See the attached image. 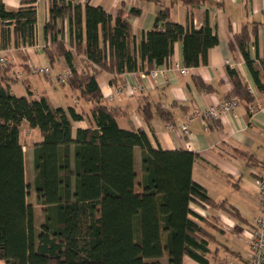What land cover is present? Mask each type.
I'll list each match as a JSON object with an SVG mask.
<instances>
[{
	"label": "trees",
	"instance_id": "1",
	"mask_svg": "<svg viewBox=\"0 0 264 264\" xmlns=\"http://www.w3.org/2000/svg\"><path fill=\"white\" fill-rule=\"evenodd\" d=\"M139 14L135 8L126 12L123 4L112 16L88 2L50 0L43 26L45 57L50 64L64 58L71 74L61 85L90 104L94 128H77L73 134L72 122L85 118L84 111L52 107L43 95L32 99L14 95L10 86L18 79L7 75L12 65L0 64V264H161L162 257L167 264H184V256L208 264L204 230L194 220L198 215L190 204L214 203L192 179L196 155L153 148L143 130L120 128L117 118L122 112L102 101L96 75L110 74L109 84L115 85L125 73L148 74L168 64L176 42L182 43L184 67L207 65L208 50L218 38L207 20L199 29H188L170 20L169 8L162 7L134 47L128 17ZM65 19L67 44L61 25ZM237 41L253 82L264 92V59L259 68L249 58L245 29ZM34 45L35 0H21L11 11L0 0V49ZM74 54H83L88 62L81 71L72 65ZM22 71L32 74L28 65ZM227 72L233 89L225 100L238 99L249 106L248 86L235 69L227 67ZM193 83L197 90L215 92L200 78ZM26 89L29 93L28 85ZM157 109L166 118V112ZM141 113L149 123L150 105L142 106ZM22 121L42 137L33 146L32 188L43 215L39 230L27 203ZM135 147L141 150L139 173L134 167Z\"/></svg>",
	"mask_w": 264,
	"mask_h": 264
},
{
	"label": "crops",
	"instance_id": "2",
	"mask_svg": "<svg viewBox=\"0 0 264 264\" xmlns=\"http://www.w3.org/2000/svg\"><path fill=\"white\" fill-rule=\"evenodd\" d=\"M66 1L81 5L88 2L91 6L102 7L112 16L121 4L126 12L131 8L138 9L139 15L128 17L134 47H137L142 33L152 28L156 14L162 7L169 8L170 20L186 25L188 29H199L208 21L218 38V44L208 50L207 65L184 67L182 43L176 42L168 64L152 69L165 68L164 73L156 72L155 76L142 71L125 73L116 81L115 86L109 84L112 77L110 74L98 72L96 81L102 93V101L122 112L117 118L120 128L143 130L153 148L190 151L196 155L192 179L214 203L190 204L198 215L194 220L204 230L203 237L207 242L205 258L208 264H246L250 255L248 231L258 215L255 179L264 166V92L257 89L248 72L237 35L244 29L247 31L245 50L260 68V61L264 59V0H198L195 5L185 4L182 0H160L159 4L149 0ZM20 2L2 0L5 8L10 11L16 10ZM49 6L50 0H35L36 45L0 49V56L11 50L21 53L20 64L7 63L12 65L7 75L18 79V82L10 86L14 95L28 99L43 95L52 107H74L78 112L87 113L82 120L72 122L74 134L77 128H94L95 122L89 114L90 104L84 102L77 92L61 84L63 88L60 92L51 90L53 84L57 83V74L69 67L63 57L50 64L44 54L43 47L48 42L43 35V26L49 19ZM61 25L67 44V20H63ZM70 49L73 51V48ZM87 64L83 54H74L72 65L77 71L84 69ZM23 65L51 69L43 77L39 73L24 75ZM15 66L20 68L17 77L12 72ZM227 67L235 69L240 79L252 89V101L248 106L238 100L233 112L220 119L206 120L203 124L193 113L202 112L224 101L233 89ZM52 70L55 71L54 77L50 76ZM194 78L212 85L215 92L197 90ZM23 79L27 82L23 83ZM262 79L264 82V74ZM26 85L30 88L29 93ZM145 104L150 105L152 112L149 123H146L141 113ZM251 105L259 107L254 114L249 112ZM157 108L166 112V118L159 115ZM183 125L187 127V133L183 132ZM19 136L24 163H33V146L42 140L39 130L29 128L26 121H22ZM133 159L138 172L141 163L139 147L134 148ZM162 260L161 264H167L166 258ZM183 261L184 264H201L189 256H184Z\"/></svg>",
	"mask_w": 264,
	"mask_h": 264
},
{
	"label": "built area",
	"instance_id": "3",
	"mask_svg": "<svg viewBox=\"0 0 264 264\" xmlns=\"http://www.w3.org/2000/svg\"><path fill=\"white\" fill-rule=\"evenodd\" d=\"M0 64H5V58L2 56H0ZM29 68L30 72L34 75L41 72L46 75L50 73L49 67L37 68L33 65H30ZM156 72L164 73L165 68L151 70L148 74L150 76H155ZM181 72L184 73L185 70L182 69ZM70 74V70L65 71L64 73H59L56 76V80L65 82L66 78L69 77ZM141 76L143 77L144 75L141 74ZM134 90L135 88L132 87V91ZM248 90L252 95V89L248 87ZM237 104L238 99L224 100L216 105L206 108L202 112L195 111L193 116L195 118H199L201 122L205 124L206 120L220 119L225 114L233 112ZM258 108V106L251 105L249 107V112L254 114ZM182 130L184 133H187V127L185 125L182 126ZM255 184L257 186L258 215L254 218L248 231L250 255L246 260V264H264V167L262 168V171L257 174Z\"/></svg>",
	"mask_w": 264,
	"mask_h": 264
},
{
	"label": "rangeland",
	"instance_id": "4",
	"mask_svg": "<svg viewBox=\"0 0 264 264\" xmlns=\"http://www.w3.org/2000/svg\"><path fill=\"white\" fill-rule=\"evenodd\" d=\"M1 56L3 58H5V64L6 63H13V65H16V64L18 65L21 63V59H20L21 53L20 52H16L14 50H11L9 52L2 53ZM41 63L46 64L47 62L42 61ZM47 65H49V64L47 63ZM50 69H51V67H50ZM68 70H70V69L69 68L64 69L60 73H64L65 71H68ZM12 72H13V76L17 77V75L20 74V68L15 66V68L13 69ZM54 73H55V71L52 70L50 76L54 77ZM39 75L41 77L44 76V74L42 72L39 73ZM56 81H57V83L53 84L51 90L55 91V92H60L63 87H61V85H60L61 82L59 80H56ZM63 91H65V90H63ZM137 173H139V171ZM24 174H25V180H26L27 184L29 185L28 189H27V192H28L27 193V203L30 204L33 208L35 228H36V230H39V226L43 222V215H42L41 207L37 206V204H36V195H35V192L32 188V180H33V176H34L33 163H24ZM161 259H163L162 261H164L165 258L162 257Z\"/></svg>",
	"mask_w": 264,
	"mask_h": 264
}]
</instances>
